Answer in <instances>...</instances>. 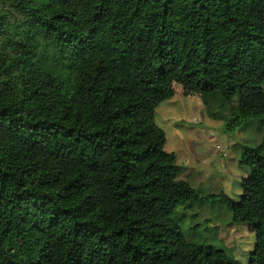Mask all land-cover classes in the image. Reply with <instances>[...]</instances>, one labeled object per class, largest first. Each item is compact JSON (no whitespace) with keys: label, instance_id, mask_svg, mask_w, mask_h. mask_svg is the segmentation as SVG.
I'll list each match as a JSON object with an SVG mask.
<instances>
[{"label":"trees","instance_id":"1","mask_svg":"<svg viewBox=\"0 0 264 264\" xmlns=\"http://www.w3.org/2000/svg\"><path fill=\"white\" fill-rule=\"evenodd\" d=\"M172 76L224 133L262 131L264 0H0V264H234L182 233ZM232 149L259 179L215 195L264 264V136Z\"/></svg>","mask_w":264,"mask_h":264},{"label":"rangeland","instance_id":"2","mask_svg":"<svg viewBox=\"0 0 264 264\" xmlns=\"http://www.w3.org/2000/svg\"><path fill=\"white\" fill-rule=\"evenodd\" d=\"M169 85L173 95L156 108L155 122L166 133L164 149L177 153L178 177L188 179L200 191L189 207L175 209L184 215L180 221L182 233L189 240L231 250L234 264H248L258 225L233 223L227 204L215 194L225 191L234 201H240L241 185L259 179L258 167L237 165L238 154L232 146L257 145L264 136V128L256 131L260 122L251 120L235 132L224 133L222 122L207 116L199 94L174 76ZM233 107L237 109V105Z\"/></svg>","mask_w":264,"mask_h":264},{"label":"built area","instance_id":"3","mask_svg":"<svg viewBox=\"0 0 264 264\" xmlns=\"http://www.w3.org/2000/svg\"><path fill=\"white\" fill-rule=\"evenodd\" d=\"M217 148H219V146L217 145Z\"/></svg>","mask_w":264,"mask_h":264}]
</instances>
